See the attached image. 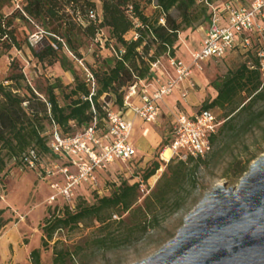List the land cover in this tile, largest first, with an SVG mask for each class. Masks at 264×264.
<instances>
[{
	"label": "trees",
	"instance_id": "1",
	"mask_svg": "<svg viewBox=\"0 0 264 264\" xmlns=\"http://www.w3.org/2000/svg\"><path fill=\"white\" fill-rule=\"evenodd\" d=\"M11 1L0 0V56L22 47L15 25L17 19L38 26L48 41L39 48L26 42L33 57L44 66L58 64L64 72L73 75L74 82L64 84L57 77L45 86L33 87L26 82L19 60L12 56L10 74L5 79L8 84L0 82V174L9 161L27 167L24 159L31 149L36 150L40 158L51 154L49 139L54 126L64 135H73L94 119L101 123L108 109L124 111L127 87L139 80H152L151 66L158 59L166 55L176 57L175 45L181 32L194 30L201 24L207 27L211 17L209 5L220 8L226 1L235 5L233 0H146L160 11L159 17L152 18L144 13L142 0H22L19 7L6 14L2 8L10 6ZM91 11L96 13V19L89 17ZM161 17L164 23L160 22ZM93 39L110 55L102 59L98 68L90 66L96 81L91 102L88 99L91 86L80 75L65 48L74 59L82 58L81 48L87 40ZM249 53L257 62L254 52ZM215 86L216 97L204 103L201 109L226 106L231 109L218 132L211 137L213 146L229 131L251 127L264 116V83L259 70L250 69L246 61L235 70H229ZM208 159L171 160L140 204L141 184L160 169L159 161L143 172L141 181L124 180L109 195L96 196L94 203L81 199L75 208L65 205L60 210L56 207L42 228V245L47 246L57 231L73 230L87 221L110 229L114 212L120 213L117 218V223L123 226L120 238L110 230L106 236L98 238L97 243L106 246L118 239L132 241L135 232L146 233L158 224L162 212L174 213L185 205L183 194L191 195L197 188L195 175ZM249 164L250 160L244 164L239 162L234 175L242 176ZM54 253V264H67L74 256L67 248L55 249ZM30 258L31 264H42L41 249H33Z\"/></svg>",
	"mask_w": 264,
	"mask_h": 264
},
{
	"label": "rangeland",
	"instance_id": "2",
	"mask_svg": "<svg viewBox=\"0 0 264 264\" xmlns=\"http://www.w3.org/2000/svg\"><path fill=\"white\" fill-rule=\"evenodd\" d=\"M18 1L19 4L22 2V0H12L10 6L4 5L3 12L10 13L17 7ZM142 6L147 16L159 17L160 11L154 3L148 4L146 0H142ZM173 14L176 15V11H173ZM15 25L22 47L20 50L13 48L10 53L0 56V82L8 84L5 79L10 74L9 65L12 56L19 60L26 82L33 87L36 84L45 86L47 82H54L57 77L64 84L70 82L69 80L74 82L73 75L70 72H64L58 64L44 66L33 57L26 42L33 43L37 48L47 42L48 39L44 38L45 33L41 28L27 25L18 19ZM202 26L205 24L198 25L194 30L189 28L179 34V40L175 45L176 56H181V51L184 50L182 48H185L186 44L196 41L197 30ZM65 52L73 60L83 78H86L84 67L89 71L90 66L98 68L102 59L110 55V52L101 48L95 39L87 40L81 48L82 58L74 59L66 48ZM243 62L245 59L239 50H232L222 58L207 59L201 64L202 69L194 67L190 81L184 82L187 86L184 92L186 96L183 98L184 103L178 101L174 107H163L161 115L155 122L139 120L137 123L132 138L139 151L138 155L131 161H117L108 168L98 171L97 184L79 185L71 200L58 196L52 202L49 201L50 195L54 193L50 184L56 181L62 183L64 179L61 174L46 177L40 166L31 169L9 161L5 171L0 174V264H31L30 252L35 248L41 249L42 264H54V250L65 248L74 252V256L67 260V264H134L153 255L175 237L186 216L215 186L223 184L226 187H237L240 179L249 171L251 164L264 156V116L258 124L237 132L229 131L225 138L217 141L213 151L207 156L209 157L207 164H203L195 175L199 185L191 195L183 194L186 197L185 205L174 213L162 212L159 223L151 226L146 233L135 232L130 242L118 239L109 245L100 246L97 243L98 238L106 236L110 230L115 232L117 238H120L122 234L123 226L117 223V218L113 217L110 229L100 228L98 222L87 221L73 230L63 228L57 231L47 246L42 245V228L46 218L56 207L60 210L65 205L75 208L81 199L89 204L94 203L96 196L109 195L115 186L124 180L129 183L141 181L143 172L151 167L153 162L159 161L160 169L146 183L141 184L140 204L166 168L160 153L173 136V121L176 115L198 111L204 103L214 99L218 92L215 83L222 80L229 70H235ZM23 92L25 91L22 90ZM100 100L102 102V99ZM61 102L63 103L62 99ZM213 109L219 119L224 121L231 107ZM49 131V127L46 126V133ZM248 160H250L248 170L240 177L235 176L233 172L239 162L244 164ZM66 162V159L52 154L41 157V163L45 168L54 164L63 165ZM114 215L119 216L120 213L114 212ZM126 216V213L123 214L124 218Z\"/></svg>",
	"mask_w": 264,
	"mask_h": 264
},
{
	"label": "built area",
	"instance_id": "3",
	"mask_svg": "<svg viewBox=\"0 0 264 264\" xmlns=\"http://www.w3.org/2000/svg\"><path fill=\"white\" fill-rule=\"evenodd\" d=\"M226 1L218 8L210 7V21L206 27L200 48L191 54L189 64L175 57L166 55L167 64L173 68L174 76L169 75L163 81L155 76L153 83L139 80L129 85L124 97L125 110L108 109L101 123L94 119L88 126L73 135H64L57 126L53 127L49 148L51 154L66 159L63 165L54 164L41 168V158L36 150L31 149L25 157L27 167L44 171V176L53 177L61 174L63 182L50 184L54 193L50 195L52 202L58 196L71 200L77 187L83 183L96 185L97 172L108 168L117 161L128 162L138 155L137 148L131 142L133 123L125 117L131 109L135 115L146 122H155L160 114V102L169 96L175 88L192 77V69H202L207 59L222 58L232 50H239L250 69H258L264 83V0H251L249 5L243 0ZM19 7V1L17 3ZM89 17L96 19V13L89 12ZM164 23V18H160ZM137 38V35H135ZM34 45L33 43H31ZM253 51L257 62L249 52ZM164 57L152 63V73L161 69ZM79 63L84 67L81 60ZM86 81L91 86L88 99L95 94L96 81L94 75L86 68ZM165 72L164 69H162ZM139 97L141 105H136L133 98ZM223 121L213 108L199 109L191 115L179 113L175 117L172 140L160 153L165 165L171 160L187 161L190 157L205 158L213 151L211 137L214 136ZM169 156H165V150ZM118 218L117 215H114Z\"/></svg>",
	"mask_w": 264,
	"mask_h": 264
},
{
	"label": "water",
	"instance_id": "4",
	"mask_svg": "<svg viewBox=\"0 0 264 264\" xmlns=\"http://www.w3.org/2000/svg\"><path fill=\"white\" fill-rule=\"evenodd\" d=\"M134 264H264V156L237 187L206 193L175 237Z\"/></svg>",
	"mask_w": 264,
	"mask_h": 264
},
{
	"label": "crops",
	"instance_id": "5",
	"mask_svg": "<svg viewBox=\"0 0 264 264\" xmlns=\"http://www.w3.org/2000/svg\"><path fill=\"white\" fill-rule=\"evenodd\" d=\"M242 2H243V4L249 5L250 2H251V0H243ZM205 30H206V27L205 26H202L199 30H197V33H196V36H197L196 37V41H194V42H192L190 44H186V47L185 48L184 47L182 48L184 50L181 51V56H183L184 59H182L183 57H181L179 55L176 56L175 58L180 59V60L184 61L185 63L189 64L191 62V54L194 51L199 50V48H200V44H201L202 38L204 36ZM162 69H164L166 73H164V71ZM174 74H175V72H174L173 68H171L167 64L166 57H164L163 60H162L161 69H159V70H157L156 72L153 73V78H155V76H159L163 81H165L168 78L169 75L174 76ZM153 78H152V80H150V83H153V86L149 88L150 91H153L154 87L156 86V84L154 83V79ZM69 81L71 82V80H69ZM186 87L187 86H186L185 83L179 85L177 88L174 89V91L172 92V94H170L169 96H166L164 98V100L160 102L161 111H160L159 116L162 113L163 107H166V106L168 108L174 107L175 104H176V102H178V101L181 102V103H184L183 102V100H184L183 98L186 97L185 96V93H184L187 90ZM181 94H182V96H180ZM133 102L136 105H141V101H140V98L139 97L133 98ZM193 113L194 112H187V113H184V114L191 115ZM159 116L157 118H159ZM125 117L129 121H131L133 123L132 134H133V131L136 128L137 123L139 122V120H141L142 122L144 121L140 116L135 115V113L131 109H129V110H127L125 112ZM174 123H175V120L173 121V126H174ZM132 134H131V142L136 147V144L134 142V139L132 138ZM171 140H172V138H171ZM138 153H139V151H138Z\"/></svg>",
	"mask_w": 264,
	"mask_h": 264
},
{
	"label": "bare ground",
	"instance_id": "6",
	"mask_svg": "<svg viewBox=\"0 0 264 264\" xmlns=\"http://www.w3.org/2000/svg\"><path fill=\"white\" fill-rule=\"evenodd\" d=\"M165 156H169V150H165Z\"/></svg>",
	"mask_w": 264,
	"mask_h": 264
}]
</instances>
